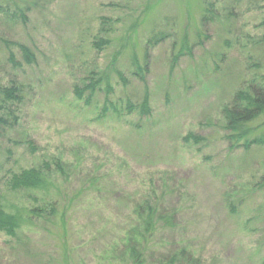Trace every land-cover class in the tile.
Segmentation results:
<instances>
[{
	"label": "rangeland",
	"instance_id": "obj_1",
	"mask_svg": "<svg viewBox=\"0 0 264 264\" xmlns=\"http://www.w3.org/2000/svg\"><path fill=\"white\" fill-rule=\"evenodd\" d=\"M98 72L109 104L85 90ZM250 88L264 90V0H0V205L27 220L0 233V264H126L150 202L174 221L146 264H264V147L228 140L224 116ZM147 90L141 117L128 103ZM252 126L248 140L264 136V116ZM58 160L51 191L12 189L14 174Z\"/></svg>",
	"mask_w": 264,
	"mask_h": 264
},
{
	"label": "trees",
	"instance_id": "obj_2",
	"mask_svg": "<svg viewBox=\"0 0 264 264\" xmlns=\"http://www.w3.org/2000/svg\"><path fill=\"white\" fill-rule=\"evenodd\" d=\"M213 6L207 8V13L204 15L206 20H209L207 16L213 14ZM26 14L23 12V19H27ZM215 18V14L213 16ZM168 35L164 33H157L149 41H147V47H154L164 40L168 39ZM108 43V42H107ZM188 46V44H186ZM20 51L23 54L24 60L28 65H34L36 63V57L34 52L25 46H19ZM192 47H187V53H180L177 56V60L184 55L192 54ZM146 57L147 54H146ZM12 59V60H11ZM13 54L10 55V60L14 63L15 60ZM133 63L138 64V59L136 55L133 57ZM111 72L120 75V71L116 66L113 65ZM145 70H141V81L146 84L144 78ZM94 77L90 79L89 86L85 87L86 92L89 93L88 97H94L97 93L105 91L106 93V104H109L110 94H113V87L110 85L111 76L108 75V72H98V74L93 73ZM122 76V75H120ZM122 80V77H121ZM103 85L106 88H103ZM252 89V91L250 90ZM248 93L240 92L236 97H233L234 102L232 105L227 107L224 110V116L226 120V129L229 133V138L231 142L239 143L243 140H247L244 144V147L247 149L252 148L253 146L264 147V136L255 138L253 140H248L250 135L255 131V127L252 126L254 122L257 121L260 117L264 116V90L250 88ZM6 100H11V104L22 102L21 91L17 87L5 88L2 91ZM149 91L145 93V98L142 104L138 107H134L131 103H128L133 112L138 113L141 117H149L152 115V109L150 106V94ZM76 94L79 99H82V92L79 89H76ZM4 101V100H3ZM131 113V111H130ZM15 116L14 112H11ZM132 114V113H131ZM4 120V118H1ZM5 121V120H4ZM237 146V145H236ZM63 163L58 160L56 163V172L52 171V166L45 162L42 167H34L30 169L23 170L18 174H14L11 178L10 184L14 191L24 192L31 194L32 192H48L51 191L52 182L51 178L54 173L64 172ZM30 196V195H29ZM48 205V203L46 204ZM156 203H145L141 208H139L138 214V227L134 230L132 236H130L126 241L124 247V258L126 259V264H146L145 254L151 249L152 239H155L157 233L158 225L164 223L166 226H173V216H160L158 215L159 209ZM52 212L55 210L54 204H50ZM39 208L30 210V213L36 215L35 213L39 212ZM25 214H22L20 210L16 213L10 212L5 206L0 205V233L5 234L10 238H16L19 232L23 228V224L27 222ZM170 264H182L181 259H172Z\"/></svg>",
	"mask_w": 264,
	"mask_h": 264
}]
</instances>
